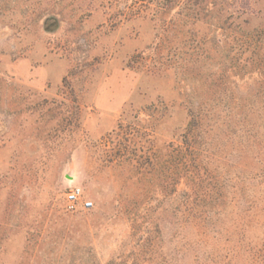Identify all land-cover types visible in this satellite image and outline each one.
I'll list each match as a JSON object with an SVG mask.
<instances>
[{
  "label": "rangeland",
  "instance_id": "374dc122",
  "mask_svg": "<svg viewBox=\"0 0 264 264\" xmlns=\"http://www.w3.org/2000/svg\"><path fill=\"white\" fill-rule=\"evenodd\" d=\"M151 3L0 0V264H259L264 185L232 158L202 163L203 203L170 207L171 149L195 93L214 97L222 55L180 79L168 27L138 13ZM253 7L260 14L264 0ZM207 21L218 20L202 32ZM121 124L133 167L105 145ZM72 186L91 209H66ZM184 190L182 181L175 196Z\"/></svg>",
  "mask_w": 264,
  "mask_h": 264
},
{
  "label": "trees",
  "instance_id": "16d2710c",
  "mask_svg": "<svg viewBox=\"0 0 264 264\" xmlns=\"http://www.w3.org/2000/svg\"><path fill=\"white\" fill-rule=\"evenodd\" d=\"M253 6L254 0H156L138 11L152 14L168 27L170 69L182 74L180 79L193 75L201 58H214L213 51L222 55L212 64L216 74L214 97L195 93L190 121L179 135L178 145L171 149L170 207L176 214L185 213L184 207L193 199L203 203L202 163L216 161L218 153L221 161L235 160L249 183L264 185V11L256 13ZM214 14L218 21H207L206 32H202L199 24ZM253 19L259 22L251 25ZM248 72L259 74L254 86L235 79ZM228 80L232 89L226 86ZM215 138L226 144L216 145ZM132 143L131 133L121 124L105 142L111 161L135 166L138 160L130 149ZM182 181L188 190L175 196ZM253 261L264 264V239L255 245Z\"/></svg>",
  "mask_w": 264,
  "mask_h": 264
},
{
  "label": "built area",
  "instance_id": "2783aa9c",
  "mask_svg": "<svg viewBox=\"0 0 264 264\" xmlns=\"http://www.w3.org/2000/svg\"><path fill=\"white\" fill-rule=\"evenodd\" d=\"M79 207L91 209L93 207V203L92 201L83 199V191L81 187L72 186L66 193V209L68 211H75Z\"/></svg>",
  "mask_w": 264,
  "mask_h": 264
}]
</instances>
